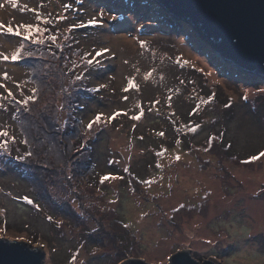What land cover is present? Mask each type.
Here are the masks:
<instances>
[{"label": "rangeland", "instance_id": "rangeland-1", "mask_svg": "<svg viewBox=\"0 0 264 264\" xmlns=\"http://www.w3.org/2000/svg\"><path fill=\"white\" fill-rule=\"evenodd\" d=\"M0 23L43 39L0 34V53H31L0 59V238L41 248L43 264H167L185 249L264 264V157L250 160L264 151V79L152 0H0Z\"/></svg>", "mask_w": 264, "mask_h": 264}, {"label": "water", "instance_id": "water-1", "mask_svg": "<svg viewBox=\"0 0 264 264\" xmlns=\"http://www.w3.org/2000/svg\"><path fill=\"white\" fill-rule=\"evenodd\" d=\"M190 24L212 50L241 71L264 79V0H152ZM41 248L0 238V264H43ZM121 264H148L128 259ZM167 264H220L201 262L189 250L169 257Z\"/></svg>", "mask_w": 264, "mask_h": 264}, {"label": "snow or ice", "instance_id": "snow-or-ice-1", "mask_svg": "<svg viewBox=\"0 0 264 264\" xmlns=\"http://www.w3.org/2000/svg\"><path fill=\"white\" fill-rule=\"evenodd\" d=\"M9 3H11V5L13 7H16L17 5V0H9ZM65 8H68V7H71V5H64ZM33 11L35 12L36 10L33 9ZM100 16H103V12H101L99 14ZM37 19H39V15L36 16ZM57 19H66V17L64 16H59L57 17ZM88 24H91V25H95V24H101L102 21L99 20V19H96V18H93V19H90L88 20L87 22ZM80 25H72V27H78ZM42 29L38 26V25H35V24H31V23H28V24H25V23H21L16 29H13V27L11 26H5L3 23H0V34H14L16 36H23L24 39L26 40H32L33 43H43V39H41L39 36H36L35 38H33V35L34 33H37V32H41ZM51 39L54 41L56 40V37L55 36H52ZM143 41H141V44L143 45ZM23 49H24V44L21 42L19 44V46L11 53V55H6V54H3V53H0V59H3V60H13V61H16L18 59H20L21 55H25V56H28V55H31V53H28V52H23ZM109 50L108 49H101L99 51H97L95 53V55H92L91 53H85V58L87 57H91V58H82L81 62L82 63H86L87 65H93V64H96L98 65L100 63L99 60L96 59V57L98 56H101L102 53H105V52H108ZM73 67H75V64H73ZM4 77L5 79L8 78V74L5 72L4 74ZM84 75V73H81L80 75H77L76 76V79L77 80H80L82 78V76ZM152 75L151 72H148L145 74V79H148L150 76ZM100 88H103L105 87V85L101 84L99 85ZM132 88H138V85L134 82V78H128V82H127V87L124 89V91H128L129 89H132ZM33 92L36 91V89H32ZM8 95L11 96L12 93L11 91L9 90L8 92ZM36 97L35 96H29L27 99H24V100H21L20 103L21 104H24L26 105L28 100H35ZM124 99L126 100L127 97H124ZM209 99H211V97H209ZM204 103H207V101H204ZM197 107H199V105H197ZM195 111V109L193 110ZM141 114L143 113V109L141 108L140 110ZM117 115H120V112L117 111V112H114L112 113L111 116H104L103 113H97L94 118L92 120H90L87 125L85 126L87 129L91 130L93 128V125L94 124H100L103 121H106V122H110L111 120H113ZM140 115H136V116H133L132 119H135V120H138L140 119ZM197 127H199V125H197ZM191 131H195L196 128H192L190 129ZM160 135H163V133H160ZM9 136V133L6 131V130H2L0 129V137H8ZM14 139V137H13ZM8 147V139H0V149H7ZM29 155H31V153H29ZM264 157V151L260 152L258 155H255V156H252L250 157V160H257V159H260ZM21 159L23 157H20ZM180 157L177 155L176 156V159L178 160ZM246 163L248 161H245ZM109 178H112V179H116L117 177H113V176H110L109 175H105L101 178L102 182L104 180H108ZM145 183H148L147 181H145ZM24 199L28 200V197H24ZM29 203H32L31 200L28 201ZM49 219H51V217H49ZM125 227H127V225H125ZM4 229L3 228H0V232H3ZM72 261H75L77 259V257L75 255L72 256Z\"/></svg>", "mask_w": 264, "mask_h": 264}, {"label": "trees", "instance_id": "trees-1", "mask_svg": "<svg viewBox=\"0 0 264 264\" xmlns=\"http://www.w3.org/2000/svg\"><path fill=\"white\" fill-rule=\"evenodd\" d=\"M52 134L57 135V133L55 131H52ZM61 136H62V140H65V136H67V135L61 134ZM68 138H70V137H68ZM74 141H75V139H73V141H72V139L70 140L71 146L74 144ZM66 143H69V142H66ZM14 167H15L14 168V171H17V172H19V173H21L23 175L24 172H22V169L21 168H17L16 166H14ZM35 180H37V177H35Z\"/></svg>", "mask_w": 264, "mask_h": 264}, {"label": "bare ground", "instance_id": "bare-ground-1", "mask_svg": "<svg viewBox=\"0 0 264 264\" xmlns=\"http://www.w3.org/2000/svg\"><path fill=\"white\" fill-rule=\"evenodd\" d=\"M198 167L201 168L202 165H198ZM188 169H190V171L188 172L187 177H188V178H193L191 175H196L197 172L194 170L193 167H192V169L188 167ZM210 171H211V173H213L212 170H210ZM191 172H192V173H191ZM241 246L244 247L243 244H241Z\"/></svg>", "mask_w": 264, "mask_h": 264}]
</instances>
